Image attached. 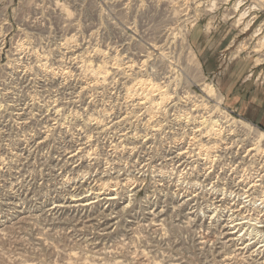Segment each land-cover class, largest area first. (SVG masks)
Listing matches in <instances>:
<instances>
[{"label":"rangeland","instance_id":"obj_1","mask_svg":"<svg viewBox=\"0 0 264 264\" xmlns=\"http://www.w3.org/2000/svg\"><path fill=\"white\" fill-rule=\"evenodd\" d=\"M239 1L0 0V264L245 262L227 221L264 188V3ZM105 171L115 204L52 210Z\"/></svg>","mask_w":264,"mask_h":264},{"label":"bare ground","instance_id":"obj_2","mask_svg":"<svg viewBox=\"0 0 264 264\" xmlns=\"http://www.w3.org/2000/svg\"><path fill=\"white\" fill-rule=\"evenodd\" d=\"M242 1V0H241ZM241 1H239L238 3H240ZM255 4L254 5H250V9H254V10H259L261 7H262V4L264 3V0H255V2H254ZM235 5H236V3H235ZM238 8V7H237ZM241 15V14H240ZM245 16V15H244ZM240 17V16H239ZM241 18V17H240ZM73 56V55H72ZM65 59V58H64ZM77 60V59H76ZM11 62V61H10ZM121 63V62H120ZM129 64V63H128ZM166 65V64H165ZM97 66V65H96ZM99 66V65H98ZM117 66V65H116ZM94 67V66H93ZM113 67V66H112ZM115 67V66H114ZM127 67V66H126ZM128 67H130V65H128ZM90 68V67H89ZM100 70V69H99ZM103 72H104V70H103ZM97 73H99V72H97ZM105 73H108V72H105ZM93 74V73H92ZM94 75V74H93ZM92 75V76H93ZM100 75V74H99ZM102 75H103V73H102ZM97 77H99V76H97ZM101 77V76H100ZM96 78V77H95ZM102 78V77H101ZM98 79V78H97ZM99 81V80H98ZM140 81V80H139ZM150 81V80H149ZM102 82V81H101ZM137 83V82H136ZM140 83H144V80H143V82H140ZM147 83V82H146ZM138 84V83H137ZM140 85V84H139ZM151 85V84H150ZM149 86V85H148ZM147 86V88H150L151 89V87H152V85H151V87H148ZM84 87V86H83ZM142 87V86H141ZM143 87H144V85H143ZM156 88H157V86H155ZM159 88V87H158ZM63 90V89H62ZM144 91H145V89H144ZM141 92V91H140ZM146 92V91H145ZM148 93H149V90H148ZM139 94V93H138ZM143 94H144V92H143ZM158 94V93H157ZM147 95V94H146ZM146 95H144L143 96V99L146 101ZM167 97V96H166ZM182 97V96H181ZM217 98H218V96H216ZM140 98H142V97H140ZM160 100H163V99H161L160 98ZM159 100V101H160ZM165 101V100H164ZM142 102V101H141ZM140 102V103H141ZM150 102V101H149ZM194 105V104H193ZM202 106V105H201ZM51 107V106H50ZM61 108V107H60ZM157 108V107H156ZM24 109V108H23ZM25 111V110H24ZM23 113V112H22ZM56 113V112H55ZM209 114V113H208ZM51 115V114H50ZM190 116V115H189ZM148 118V117H147ZM153 118V117H152ZM191 120H192V122L193 121H195V123H196V121L197 122H199V126L201 125H203V126H207V128H208V130L205 132L206 134H207V132L209 133V131H211V134L213 135V134H215V136L216 135H221V133H222V131L223 130H225V128L223 129V126H222V121L218 118V119H213V118H211L210 117V115H207L206 117L205 116H203V115H201V116H199L198 118H197V115L195 114V115H191L190 117H189ZM200 118V119H199ZM188 119V118H187ZM84 120V119H83ZM96 120V119H95ZM152 120V119H151ZM184 120H186L185 118H184ZM200 120V121H199ZM226 121V120H225ZM224 121V122H225ZM55 122V121H54ZM190 122V121H189ZM230 122V121H229ZM57 123V122H56ZM114 123V122H113ZM232 123H234V121H231L229 124H228V127L230 126V128H232L233 127V124ZM86 125V124H85ZM108 125V124H107ZM195 125V124H194ZM208 125H209V127H208ZM100 126V125H99ZM203 126L201 127V128H199V127H197V128H195L194 129V131H196V132H198L197 134H198V136L199 135H201L202 134V132H203V130H202V128H203ZM227 126V125H226ZM87 127V126H86ZM236 127V126H235ZM115 128V127H114ZM83 129V128H82ZM95 129H97V128H95ZM236 129V128H235ZM193 131V130H192ZM77 132V131H76ZM230 134V133H229ZM195 135H196V133H195ZM197 136V137H198ZM45 138L46 137H43V139L40 141V143L41 144H44L43 142L45 141ZM123 138V137H122ZM149 138V137H148ZM237 141V140H236ZM70 142V141H69ZM84 142V141H83ZM220 142V141H219ZM224 142H226V141H224ZM86 143V142H85ZM90 143V142H89ZM254 143V142H253ZM255 145H253V146H251V147H249V148H247L248 150H245V152H246V154L245 155H250V153H251V151H253L255 148H258V149H256V151H259V140H256V143H254ZM87 145V144H86ZM127 145V144H126ZM215 145V143L213 144V146H211V147H215L214 146ZM240 145V144H239ZM264 145V144H263ZM224 146V145H223ZM71 147V146H70ZM76 149H70V151H69V156H68V162L70 163L71 161H76L75 160V158H79V159H82L83 158V155H81L82 154V152H83V150L85 149L84 147H83V145H81L80 143H78L77 145H76V147H75ZM93 148V147H92ZM114 148V147H113ZM200 148V147H199ZM210 149V148H209ZM214 149V148H213ZM66 150V149H65ZM113 150V149H112ZM200 150V149H199ZM88 151V150H87ZM262 152H263V150H262ZM261 152V153H262ZM183 153V152H182ZM181 155V153H178L177 155H174V157H178V156H180ZM94 156V155H93ZM108 156V155H107ZM187 156V155H186ZM252 156H253V154H252ZM174 157H172V158H174ZM98 158V157H97ZM108 158V157H107ZM58 160V159H57ZM66 160V159H65ZM94 160V159H93ZM141 160V159H140ZM242 161H239V162H237V163H239V164H241L242 162L244 163V160L243 159H241ZM67 161V160H66ZM99 161V160H98ZM64 162V161H63ZM113 162V161H112ZM13 163V162H12ZM73 163V162H72ZM75 163V162H74ZM118 163V162H117ZM242 163V164H243ZM78 165V164H77ZM81 165V164H80ZM65 166V165H64ZM75 167H76V165H75ZM156 168V167H155ZM68 172V171H67ZM75 173H78V172H75ZM109 172H107V174H108ZM116 173V172H115ZM94 174H95V172H94ZM105 174H106V171H105ZM107 174L106 175H104V176H99V177H97V178H93L91 181L89 180L88 182V190H86V191H88L87 193L85 192V191H83L82 190V188L81 189H79L80 187L78 186L77 187V191H74V192H72V193H70V195H69V197H67L66 198V201H64L65 203H68L67 205L66 204H64V203H55V205L52 207L53 209L52 210H54L55 212H57L59 209H61V208H64V207H72V209L73 210H85L88 206H90V204L91 203H93V202H95V201H98V200H100V199H102V201L104 200L106 203H108V205L107 206H110L111 204H115L117 201V199H120V196H119V192L120 191H118L119 189H118V186H119V183H120V179H118L119 177H121V176H118V174L116 173V175L114 176V177H111V176H107ZM75 175V174H74ZM93 175V174H92ZM73 176V175H72ZM94 176V175H93ZM128 176V175H127ZM92 177H90L89 179H91ZM105 178V179H104ZM73 179V178H72ZM75 179V178H74ZM88 179V178H87ZM134 179V178H133ZM138 180V179H137ZM241 180V179H240ZM259 180V179H258ZM122 181H125L126 183H128L127 181H129V179L128 178H123L122 179ZM135 182V181H134ZM133 182V183H134ZM137 182V181H136ZM256 182V181H255ZM255 182H253V184L251 185V186H256L257 185V183H255ZM75 184V183H74ZM77 185V184H76ZM134 185V184H133ZM136 185V184H135ZM75 186V185H74ZM85 186V185H84ZM245 186V185H244ZM243 186V187H244ZM133 187V186H132ZM76 189V188H75ZM133 189H135V188H132V190ZM229 191V190H228ZM249 191V189H246V190H244L243 192H242V194H243V197L240 199L241 200V203L238 205V207L239 208H245V203H249V204H253V205H256L257 203H256V199L254 198V199H250V197H249V193L250 192H248ZM83 192H85L84 194H83ZM230 192H232V191H230ZM228 194V193H227ZM101 195H104L102 198H100V196ZM122 195V194H121ZM230 195H231V193H230ZM229 195V196H230ZM233 196V195H232ZM234 196H237V194L236 195H234ZM262 196V195H261ZM123 197V196H122ZM100 198V199H99ZM124 198V197H123ZM232 198V197H231ZM230 201V200H229ZM100 203V202H99ZM16 203H14V205H15ZM251 204V205H252ZM92 206V205H91ZM106 206V205H105ZM124 207V206H123ZM122 207V208H123ZM103 208V207H102ZM126 208H128V207H126ZM221 208V207H220ZM113 209V208H112ZM117 209V208H116ZM92 210V209H91ZM109 210V209H108ZM120 210V209H119ZM128 210V209H127ZM62 211V210H61ZM112 212H114V211H112ZM111 212V213H112ZM118 212V211H117ZM110 213V212H109ZM122 213V212H121ZM109 215V214H108ZM119 215V214H118ZM213 216V215H212ZM235 216V215H234ZM107 218V217H106ZM228 218H229V216H228ZM243 218H245V217H239L238 219H239V221H234V220H230V221H227L228 222V225L229 226H231V225H234V226H244L245 225V222H243V221H241V219H243ZM79 219V218H78ZM108 219V218H107ZM237 219V220H238ZM90 220V219H89ZM103 221V220H102ZM252 221V220H251ZM99 222V221H98ZM226 222V223H227ZM230 223V224H229ZM95 224V223H94ZM101 224V223H100ZM93 225V224H92ZM97 225V224H96ZM233 226V227H234ZM100 227H102V224L100 225ZM84 228V227H83ZM94 229V228H93ZM107 228L104 226L101 230H106ZM249 229H251V232H253V235L256 237V236H258L259 234H258V232H257V230L256 229H254V228H252V226H250L249 225ZM96 231H97V229H96ZM107 231V230H106ZM79 232V231H78ZM86 232V231H85ZM233 233V232H232ZM77 234V233H76ZM90 238V237H89ZM97 239V238H96ZM239 239H242V237H240ZM91 244V243H90ZM236 246V245H235ZM242 248H244L245 249V253H248V255H247V258H252V259H254V256H253V251H251V250H248L246 247H245V245L242 247ZM243 249V250H244ZM115 252V251H114ZM250 252V253H249ZM232 254V253H231ZM142 263V262H141ZM254 263H257L256 262V260H252L251 261V264H254Z\"/></svg>","mask_w":264,"mask_h":264},{"label":"built area","instance_id":"obj_3","mask_svg":"<svg viewBox=\"0 0 264 264\" xmlns=\"http://www.w3.org/2000/svg\"><path fill=\"white\" fill-rule=\"evenodd\" d=\"M259 195L256 198V205H253L254 203H251L252 205L248 202L245 203V213L243 214L245 218L241 219V221L245 222V225L235 227L238 232H242H237L236 237L240 238L244 235L245 247L253 251L254 259L247 258L248 253H245V262L243 264H251L252 260H256L257 263L254 264H264V188ZM249 225L257 230L258 236L255 237L253 235V232L249 229ZM233 226L231 225L228 228H232Z\"/></svg>","mask_w":264,"mask_h":264}]
</instances>
